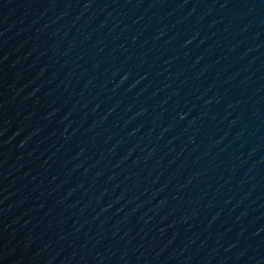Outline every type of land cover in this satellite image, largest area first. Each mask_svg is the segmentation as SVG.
<instances>
[{"label": "water", "instance_id": "water-1", "mask_svg": "<svg viewBox=\"0 0 264 264\" xmlns=\"http://www.w3.org/2000/svg\"><path fill=\"white\" fill-rule=\"evenodd\" d=\"M0 264H264V0H0Z\"/></svg>", "mask_w": 264, "mask_h": 264}]
</instances>
